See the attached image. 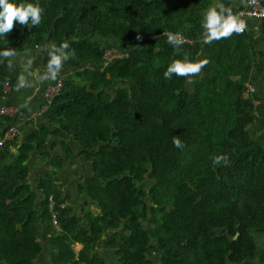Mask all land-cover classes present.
I'll return each mask as SVG.
<instances>
[{"label": "trees", "instance_id": "obj_1", "mask_svg": "<svg viewBox=\"0 0 264 264\" xmlns=\"http://www.w3.org/2000/svg\"><path fill=\"white\" fill-rule=\"evenodd\" d=\"M11 2L38 4L42 21L17 23L0 36V50L33 57L41 49L46 65L44 46L67 41L74 56L44 125L0 149V264H33L42 227L51 237V264H95L100 258L90 254L104 233L118 264H264L255 240L264 233V143L247 131L254 106L244 96V83L264 65L248 29L204 45L202 15L217 0ZM220 2L234 13L245 5ZM163 32L192 43L177 52ZM109 48L127 56L104 64ZM185 55L209 63L191 83L165 79L172 60ZM18 75L0 58V99L3 84ZM11 124L15 117L3 116L0 133ZM50 136L60 139L65 157L52 156ZM72 143L91 166L84 187L98 213L80 216L62 205L57 171L73 155ZM35 154L37 189L28 179ZM216 155L227 162L214 166ZM74 241L83 246L76 256Z\"/></svg>", "mask_w": 264, "mask_h": 264}, {"label": "crops", "instance_id": "obj_2", "mask_svg": "<svg viewBox=\"0 0 264 264\" xmlns=\"http://www.w3.org/2000/svg\"><path fill=\"white\" fill-rule=\"evenodd\" d=\"M232 4L241 5L244 2L242 0H231ZM247 29L253 39L254 50L261 55L263 58L262 62L264 65V20L251 19L248 22ZM18 55H23L18 53ZM32 57V56H31ZM41 49L38 50L37 54L32 57L34 60L33 68L44 69ZM12 71L20 74L22 71L19 62H16V66L11 69ZM71 74V69L64 64V68L60 74L63 78L68 77ZM47 81L35 88L23 89L20 92L15 90L17 80L10 86L9 90L4 91V96L0 99V105H12L18 109V115L15 117V123L20 128L19 141H23L35 130L40 129L44 125V120L41 118L42 115L32 118L31 114L39 110L43 103V89L49 83ZM255 91L252 94L254 101L256 102L257 115L255 120L247 127V131L250 136L256 140L264 143V129L262 125V119H264V69L257 74L253 82H251ZM28 107H21L22 104L27 102ZM48 123H45V125ZM50 128H53L50 127ZM48 146L52 145V156L65 157V152L61 146V141L57 137L50 136L48 139ZM73 155H70L68 160H65L62 167L57 171L59 179V189L61 190V198L65 201L62 203L63 206H69L73 212L77 215L83 216V212L86 210H92L98 213L94 202L90 199L87 191L85 190V180L91 173V166L86 160L79 155V149L72 143L71 145ZM15 152V151H11ZM36 156H31L29 165L30 173L28 176L29 182L32 187L37 189L36 175L39 171L41 161ZM37 191V190H36ZM50 235L46 233V230L42 227V233L40 235L42 250L33 264H51L50 255L53 251L51 246ZM109 240L107 233H104L101 240L94 246L90 256L98 255L99 260L95 264H118V260L114 253V248L104 244ZM82 243L74 241L72 244L74 256H76L82 249ZM76 258V257H75Z\"/></svg>", "mask_w": 264, "mask_h": 264}, {"label": "clouds", "instance_id": "obj_3", "mask_svg": "<svg viewBox=\"0 0 264 264\" xmlns=\"http://www.w3.org/2000/svg\"><path fill=\"white\" fill-rule=\"evenodd\" d=\"M242 2H254V0H242ZM42 13L43 9L38 4H15L12 3L11 0H0V36H8L17 23L22 27H38L42 21ZM201 27L203 29L201 37L202 43L204 45H209L222 39L231 38L234 34H244L247 30V22L240 14L234 13L231 7H226L220 0H217L214 5L209 6L203 12ZM163 35L167 37V43L172 45L177 52L187 43L186 39L179 33L163 32ZM69 48L70 44L67 41L59 45L55 43L45 45L43 50L46 51L48 59L43 70L40 68H33L34 60L30 53L18 55L15 48L0 50V58L7 61V67L10 70L16 66L17 61L19 62L22 71L17 77L15 90L20 92L23 89L35 88L47 81H56L58 77H62L60 74L64 68L65 62L74 56V52L70 53ZM208 63L209 61L207 59L193 62L185 55L183 59L172 60L164 72V78L170 79L175 75L185 78L188 83H191L192 78L200 75ZM244 96H249L252 100L254 99L252 94L245 95L244 93ZM30 99L29 97V100L22 104L21 107H28ZM253 118L255 120L256 115H253ZM263 120L264 119H262V125ZM173 144L177 148L184 147L182 141L177 137H173ZM226 162L227 157L225 155H216L212 157L214 166Z\"/></svg>", "mask_w": 264, "mask_h": 264}, {"label": "built area", "instance_id": "obj_4", "mask_svg": "<svg viewBox=\"0 0 264 264\" xmlns=\"http://www.w3.org/2000/svg\"><path fill=\"white\" fill-rule=\"evenodd\" d=\"M244 4H245L244 7L238 10L236 13L240 14L247 23L249 22L250 19L264 20V6L262 5V2L260 0H254V2H245ZM186 41L192 43L191 39H186ZM125 56H127V53H123L118 49H114V48L105 49L103 55L104 64L111 62L115 58H123ZM62 84H63V78L58 77L56 81H51L44 87L42 92L43 95L42 106L39 110L31 114L32 118L38 117L45 113V111L48 109V107L51 104L52 98L59 93ZM244 87H245V92H244L245 95L253 94L255 91L251 82H245ZM9 88H10L9 83L5 82L3 84L4 91L9 90ZM252 101L254 104L252 115H257L256 102L254 101V99ZM17 115H18V109L16 106H12V105L0 106V123H1V118L3 116L15 117ZM263 127H264V120H263ZM19 132H20L19 127L16 124H11L7 126L4 129V131L0 133V149L4 147L6 142L13 140L14 137H16L19 134ZM48 209L51 214V222L53 223V225H55L57 229H59V225L57 221V211L54 208V200L51 196L49 197Z\"/></svg>", "mask_w": 264, "mask_h": 264}, {"label": "rangeland", "instance_id": "obj_5", "mask_svg": "<svg viewBox=\"0 0 264 264\" xmlns=\"http://www.w3.org/2000/svg\"><path fill=\"white\" fill-rule=\"evenodd\" d=\"M41 58L43 59V56ZM255 240L257 244L256 257L258 258L264 251V233H256ZM255 264H260V262L256 261Z\"/></svg>", "mask_w": 264, "mask_h": 264}, {"label": "water", "instance_id": "obj_6", "mask_svg": "<svg viewBox=\"0 0 264 264\" xmlns=\"http://www.w3.org/2000/svg\"><path fill=\"white\" fill-rule=\"evenodd\" d=\"M234 238H236V235L234 236ZM227 255H229V253Z\"/></svg>", "mask_w": 264, "mask_h": 264}]
</instances>
